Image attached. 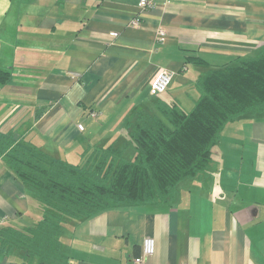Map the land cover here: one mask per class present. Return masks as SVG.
I'll return each instance as SVG.
<instances>
[{"label": "crops", "instance_id": "obj_1", "mask_svg": "<svg viewBox=\"0 0 264 264\" xmlns=\"http://www.w3.org/2000/svg\"><path fill=\"white\" fill-rule=\"evenodd\" d=\"M139 1L0 0V70L11 76L0 129L20 122L21 137L77 163L123 139L132 115L158 99L192 110L204 71L264 47V0H151L145 10ZM161 69L172 81L155 95ZM40 209L0 157V228L29 227ZM147 237L155 249L144 264H264V116L227 124L210 173L172 203L106 210L66 227L61 243L69 264H134ZM34 263L0 254V264Z\"/></svg>", "mask_w": 264, "mask_h": 264}, {"label": "trees", "instance_id": "obj_2", "mask_svg": "<svg viewBox=\"0 0 264 264\" xmlns=\"http://www.w3.org/2000/svg\"><path fill=\"white\" fill-rule=\"evenodd\" d=\"M10 80L0 70V85ZM194 87L192 110L158 99L132 115L123 139L84 150L77 163L21 137L20 122L0 129L3 163L42 212L29 227L0 228V254L69 264L61 243L66 227L110 209L168 205L182 183L206 177L224 127L264 116V47L254 57L207 69Z\"/></svg>", "mask_w": 264, "mask_h": 264}, {"label": "built area", "instance_id": "obj_3", "mask_svg": "<svg viewBox=\"0 0 264 264\" xmlns=\"http://www.w3.org/2000/svg\"><path fill=\"white\" fill-rule=\"evenodd\" d=\"M154 3L151 0H140L138 2V7L140 9H152L154 8ZM129 26L139 27L140 21L138 19H132L128 23ZM111 37H116L117 33H111ZM166 33L163 29H158L156 33V43L161 44L165 41ZM173 73L167 69H161L157 75L154 77L150 84V92L155 95L162 94L167 91L171 84ZM98 115V112L91 111L89 113V118L94 119ZM79 131H83L84 126L82 124L77 125ZM155 242L153 238L147 237L143 240L142 253L140 257L134 259V264H144L145 259L154 253Z\"/></svg>", "mask_w": 264, "mask_h": 264}, {"label": "rangeland", "instance_id": "obj_4", "mask_svg": "<svg viewBox=\"0 0 264 264\" xmlns=\"http://www.w3.org/2000/svg\"><path fill=\"white\" fill-rule=\"evenodd\" d=\"M189 185H191V184H189L188 181H185L179 187H181V186H183V187H185V186L189 187ZM179 187H178V190H179Z\"/></svg>", "mask_w": 264, "mask_h": 264}]
</instances>
